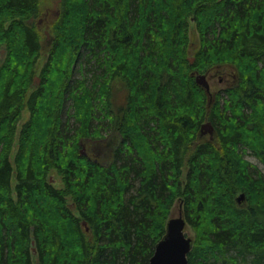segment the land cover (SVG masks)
Listing matches in <instances>:
<instances>
[{"label": "trees", "instance_id": "trees-1", "mask_svg": "<svg viewBox=\"0 0 264 264\" xmlns=\"http://www.w3.org/2000/svg\"><path fill=\"white\" fill-rule=\"evenodd\" d=\"M41 2L0 0L6 63L18 57L0 87V264H149L177 197L199 230L189 264H264V172L245 158L250 149L264 163V0H62L51 48L61 75L54 84L44 77L48 86L28 94L42 48L28 18ZM193 19L203 45L189 65ZM73 21L78 38L65 32ZM78 56L83 78L73 82ZM217 63L237 74L225 102L218 97L209 112V94L193 72ZM117 77L126 99L115 109L110 89ZM69 98L75 127L62 119ZM27 107L33 120L18 144L20 164L6 150ZM105 109L121 135L108 164L101 156L109 150L79 155L97 112L110 115ZM207 115L215 140L199 131ZM44 164L65 173L92 238L68 194L41 177ZM240 191L246 207L238 204Z\"/></svg>", "mask_w": 264, "mask_h": 264}, {"label": "rangeland", "instance_id": "rangeland-1", "mask_svg": "<svg viewBox=\"0 0 264 264\" xmlns=\"http://www.w3.org/2000/svg\"><path fill=\"white\" fill-rule=\"evenodd\" d=\"M61 2L62 0H42L39 8L37 9V12L33 13L30 15L28 20H30L33 24L39 28L40 33L42 35V48L39 53L38 59L35 61V64L32 66L31 70L32 73V78L31 81L29 82V85L27 86L30 94L32 91H34L36 88L40 86H48L47 83H43V78L47 77L50 81V84H54V80H58L60 77V72H61V65L57 64L55 62V57L56 53L54 55H51V48L52 45L55 41H57V22L60 20L59 16L61 15ZM67 30H65L66 34H68V38H78L80 37V33H77L76 25L74 21L72 23L67 24ZM70 26V27H69ZM64 30V29H63ZM63 30L59 31L61 34L63 33ZM187 50L188 54L185 57L189 63V65L196 63L198 60L197 58V50L201 49L203 45V38L200 30V26L197 22V20L193 19L190 20L187 23ZM8 40L4 37V34H0V87L3 79L5 78L7 74V70L9 67H7L10 64H13V62L18 58H12V60L9 63H6L7 55L9 53L8 51ZM66 51L69 52V49L66 50L65 48V53ZM71 53V52H70ZM52 56L50 59V63H48L49 58ZM76 56V55H75ZM82 56V55H81ZM76 57V61L74 59L73 61V66L72 68L74 69L72 79L71 81H75L76 79H81L83 78L82 72L80 71V66L83 63V57ZM189 59H192L193 62H190ZM8 64V65H7ZM7 65V66H6ZM12 66V65H11ZM233 67L231 65H223V63H217L212 67L211 69L207 70L205 73L207 74L210 84H211V90H212V95H209L210 100L209 103L207 101V109L210 112L213 108V106L216 105L215 99L218 97L222 100V103L225 102V98L228 96L226 93V88L230 87L234 83V78L236 77V72L233 71ZM6 72V73H5ZM84 74V73H83ZM212 75V76H211ZM23 80V79H22ZM17 83V82H16ZM112 89H110V92L112 95V101H113V106L115 109H117L118 104L125 103L126 99V88L123 85V82L119 77L115 78L111 84ZM204 99V96H201ZM220 100V101H221ZM72 99H66L65 106L63 109V115L62 119L64 123L69 122L73 127L76 126L75 119L73 114H75V109L72 107ZM106 110V114H109V116L105 115V113H101L100 110L97 112V114L101 115L100 118L96 121V129L94 132L91 133L92 137L82 139V143L79 147V155H89L91 158L98 157L103 151L106 152L101 156V160L106 159L105 164H108L110 160L114 159L115 156H109L111 154L113 146H119L121 145L120 140H121V135L114 131L113 129L111 130V119H113L115 116L112 115V112L110 110ZM41 113V112H39ZM114 114V113H113ZM85 114H82L81 116H84ZM38 116L42 118L41 114H38L36 116V121L38 122ZM210 115L206 116V119ZM30 122L33 120L32 118V113L30 109L27 107L23 109L19 121L17 122V127H16V133L12 134V141L9 142L8 150H10L11 154V159L15 161V163L20 162L21 164V158L20 156V150H18V144L19 141L22 143V140L25 136V132L27 129H24V125L26 122ZM212 122L214 120L210 119ZM40 122V121H39ZM38 122V123H39ZM215 124V122H214ZM216 125V124H215ZM27 128V127H26ZM111 130V131H110ZM218 136V134H217ZM207 137V136H205ZM204 138L203 140H205ZM208 140V137H207ZM218 140V137H217ZM216 140V141H217ZM78 145V146H79ZM29 147V146H27ZM69 147V146H68ZM80 149L84 152L80 154ZM20 152V153H19ZM72 152V150H71ZM31 151L25 149V154L30 155ZM93 155H91V154ZM95 155V156H94ZM109 156V157H108ZM25 157V156H24ZM23 157V159H24ZM245 158L256 165L259 169H261L264 172V163L250 150L247 149L245 152ZM100 160V161H101ZM24 161V160H23ZM41 177H45L47 181H49L51 184H53L55 187L60 188L61 190H64V193H67L68 195L66 196L67 198V204L71 208L73 214L77 215L80 217L82 227L85 230L86 234L88 237L92 238L93 237V232L92 229H90L91 225L83 224V221L85 218L82 216L80 210L78 207H76V201L72 197V195L69 194V188L68 184L65 180V173L61 172L59 168L55 166H49V165H43V170L41 171ZM16 178H13V184L16 185ZM245 193V192H244ZM242 194V191L237 193V197ZM246 194V193H245ZM239 206L241 207H246L247 206V199L246 195L245 198H243V201L238 202ZM186 203L185 200L180 201V197H177L176 200L173 203L172 211H171V217H176L182 213L184 214V217L186 218ZM187 220V219H186ZM87 226V227H86ZM198 229L194 227V225L189 224L187 221V226L185 229V232L188 236H191L194 240L198 234ZM35 246H38V244L35 242ZM34 245V244H33ZM31 250H32V244H31ZM33 251V250H32ZM34 253H38V249H35L33 251Z\"/></svg>", "mask_w": 264, "mask_h": 264}, {"label": "water", "instance_id": "water-1", "mask_svg": "<svg viewBox=\"0 0 264 264\" xmlns=\"http://www.w3.org/2000/svg\"><path fill=\"white\" fill-rule=\"evenodd\" d=\"M197 82L210 91L211 86L206 75L197 76ZM214 131L212 122L205 124L204 133L214 134ZM244 196L245 194H241L239 199H243ZM186 224L182 211L178 216L168 220L167 231L158 241L157 252L150 264H189L188 253L192 249L193 239L185 232Z\"/></svg>", "mask_w": 264, "mask_h": 264}, {"label": "bare ground", "instance_id": "bare-ground-1", "mask_svg": "<svg viewBox=\"0 0 264 264\" xmlns=\"http://www.w3.org/2000/svg\"><path fill=\"white\" fill-rule=\"evenodd\" d=\"M192 60V59H191ZM193 74L195 75V77H196V81H197V76H200V75H206V78H208V76H207V74L206 73H201V72H193ZM208 82H209V84H210V81H209V78H208ZM197 84H199L200 86H202L201 85V83H199V82H197ZM210 86H211V84H210ZM203 87V86H202ZM205 90H206V88L205 87H203ZM207 91V90H206ZM208 92V91H207ZM208 94L209 95H212V90L210 89V91L208 92ZM210 100H213V98L212 99H208V103H209V101ZM216 100V99H215ZM213 102H214V100H213ZM209 122H212L211 120H208V119H206L202 124H201V127H200V134H201V136H203L204 138H206V140H207V137H208V139H210V140H215V138H216V131H214V134H211V133H205V134H208L207 135V137H205L204 136V126H205V124H208ZM212 124L214 125V128H215V130H217L216 129V126H215V124H214V122H212ZM111 131V130H110ZM84 152V151H83ZM240 200V199H239ZM238 206V205H237ZM183 216H184V214H183ZM171 218V217H170ZM169 218V219H170ZM185 218V217H184ZM186 219V218H185ZM85 224H86V222H84ZM168 223V222H167ZM186 223H187V220H186ZM186 226H187V224H186ZM166 231H167V227H166ZM166 233V232H165ZM163 237V236H162ZM191 237V236H190ZM193 239V238H192ZM35 239L33 238V240H32V250L33 251H35V249H37L36 248V244H35ZM34 244V245H33ZM157 244H158V242H157ZM157 244H156V246H155V248H154V254L151 256V258L149 259L150 261H151V259L154 257V255L156 254V252H157ZM193 245H194V239H193ZM192 248H193V246H192ZM192 250V249H191ZM190 250V251H191ZM32 251V254H33V256L35 257V255L34 254H37L36 252L34 253ZM190 253V252H189ZM189 253H188V255H189ZM150 261H149V264H150Z\"/></svg>", "mask_w": 264, "mask_h": 264}, {"label": "flooded vegetation", "instance_id": "flooded-vegetation-1", "mask_svg": "<svg viewBox=\"0 0 264 264\" xmlns=\"http://www.w3.org/2000/svg\"><path fill=\"white\" fill-rule=\"evenodd\" d=\"M211 76H212V75H211ZM209 78H210V77H209ZM215 131H216V130H215ZM207 135H208V134H205V133H204V136H207ZM240 201H243V199H241Z\"/></svg>", "mask_w": 264, "mask_h": 264}]
</instances>
